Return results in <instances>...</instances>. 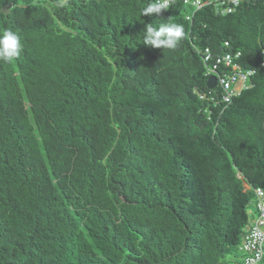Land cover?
<instances>
[{"label":"trees","instance_id":"trees-1","mask_svg":"<svg viewBox=\"0 0 264 264\" xmlns=\"http://www.w3.org/2000/svg\"><path fill=\"white\" fill-rule=\"evenodd\" d=\"M197 1L0 0L24 43L0 61V264H240L264 186V0ZM169 22L176 50L142 44ZM206 47L256 68L224 112L199 96Z\"/></svg>","mask_w":264,"mask_h":264},{"label":"clouds","instance_id":"clouds-1","mask_svg":"<svg viewBox=\"0 0 264 264\" xmlns=\"http://www.w3.org/2000/svg\"><path fill=\"white\" fill-rule=\"evenodd\" d=\"M176 0H151V2L144 8L140 10L141 16H147L151 14L160 15L164 11H168L169 9L173 8L175 6ZM69 3V0H63L62 6H66ZM143 33V45L145 46H151L158 49L163 50H176L178 46L183 42V40L186 38V32L184 29V26L177 23H160L159 26H154V24L148 23L145 25V30ZM209 48V47H206ZM200 49L199 51L204 55V50L206 49ZM210 50V48H209ZM24 51V43H23V37L20 35L18 31H14L11 28H5L0 30V61L5 63H11L15 60H18L22 53ZM211 51V50H210ZM238 51L241 52V57L238 59L239 63L242 65V56L243 53L241 50L237 51H229L224 54H216L211 51V53L215 57L225 56L228 53H237ZM264 52V50H263ZM264 55V53H263ZM263 60L261 61V65ZM243 70L245 72L247 71H253V73L249 76L247 81L245 82V85L241 87L240 84H238L236 81L232 83L231 89L229 91H224V86L220 83L218 76L215 74H207V70L205 73V76L207 77V87L210 89L209 92H199V96L201 98H209L213 102V106L215 108L219 107L222 112L233 102V100L239 96L244 90H246L248 87L252 86V80L256 73V68H248L243 66ZM226 70V69H225ZM210 77L216 78V85L215 87H209L208 86V79ZM215 90V92H213ZM231 96L230 99H226L225 96L229 95ZM264 186H257L254 188L255 198L253 203L251 204L252 207L249 208L250 217L253 218L254 225H257L259 223L260 228L264 232V223H261V208H260V198L258 197L256 190L257 188ZM262 201V200H261ZM249 228L247 230H244V234L242 235V241L239 245V250L241 252L240 256V264H243L245 259L249 256L257 257V249L253 250L252 252H248L244 250V244L247 235L250 233L252 228ZM260 264H263L264 259V243L262 246V255L260 256Z\"/></svg>","mask_w":264,"mask_h":264},{"label":"built area","instance_id":"built-area-1","mask_svg":"<svg viewBox=\"0 0 264 264\" xmlns=\"http://www.w3.org/2000/svg\"><path fill=\"white\" fill-rule=\"evenodd\" d=\"M239 0H233L237 5ZM201 4L200 0L197 1ZM234 10L233 6L227 9H223L222 13H231ZM204 60L207 63V74H215L218 76L220 83L224 86V91H229L231 89L232 83L236 81L243 87L249 76L253 71L245 72L242 65L239 63L238 59L241 57V52L228 53L225 56L215 57L209 48L204 50ZM264 53V52H263ZM264 65V61L262 62ZM226 69V70H225ZM226 99H230L231 96L226 95ZM258 197L260 198V208H261V223H264V188L259 187L256 190ZM262 200V201H261ZM264 243V232L260 228L259 223L255 225L250 233L247 235L244 250L252 252L257 249V257L249 256L245 259L243 264H260V259L262 255V246Z\"/></svg>","mask_w":264,"mask_h":264},{"label":"water","instance_id":"water-1","mask_svg":"<svg viewBox=\"0 0 264 264\" xmlns=\"http://www.w3.org/2000/svg\"><path fill=\"white\" fill-rule=\"evenodd\" d=\"M10 10H11V4L10 3L5 4L1 8V11L5 12V13L10 12ZM215 85H216V78L215 77H210L208 79V86L212 88V87H215Z\"/></svg>","mask_w":264,"mask_h":264}]
</instances>
